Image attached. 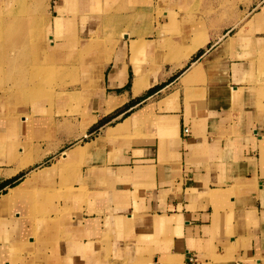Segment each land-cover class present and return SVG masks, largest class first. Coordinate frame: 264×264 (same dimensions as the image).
Segmentation results:
<instances>
[{
    "label": "crops",
    "instance_id": "crops-1",
    "mask_svg": "<svg viewBox=\"0 0 264 264\" xmlns=\"http://www.w3.org/2000/svg\"><path fill=\"white\" fill-rule=\"evenodd\" d=\"M194 2L58 0L47 45L84 60L88 111L82 84L22 113L0 92V264H264V0L235 34Z\"/></svg>",
    "mask_w": 264,
    "mask_h": 264
},
{
    "label": "rangeland",
    "instance_id": "rangeland-1",
    "mask_svg": "<svg viewBox=\"0 0 264 264\" xmlns=\"http://www.w3.org/2000/svg\"><path fill=\"white\" fill-rule=\"evenodd\" d=\"M237 2L239 0H195L193 5L188 6L189 8L183 7V10L188 12L191 18L208 22L209 27L213 24L219 31L227 28L230 30L236 26V30L232 33L235 34L246 26V21L250 20L254 13L258 12L256 10L249 19L240 23L241 12ZM57 7L58 0H0V92L7 95L5 101L10 113H22L31 108L32 111L33 108L36 111L37 105L35 104L38 101L50 104V109H53L56 102L67 103L72 94L69 92H76V89L79 92L81 84L82 92L72 94L73 96L80 95L74 100L77 108L73 109V112L84 115L88 111V88L86 86L88 79H85L84 74H74L69 68L75 61L79 65V62L82 63L84 60L69 59L67 48L60 47L53 51L47 45V28ZM101 12L93 9V12L91 10L89 14L101 16ZM157 12L160 16L163 11L159 9ZM250 31L247 33L257 34V32ZM176 34L180 33L176 32ZM257 36H264V34H257ZM177 37L182 44V35ZM198 38L200 37L196 38V42ZM96 45V49L100 50L101 44L98 42ZM172 46L167 45V48L162 51L167 52L173 59L177 58L178 52L170 50ZM64 106L67 107L68 104ZM64 106H61L62 109ZM79 151L81 155H84V149ZM79 151H77L78 154Z\"/></svg>",
    "mask_w": 264,
    "mask_h": 264
},
{
    "label": "bare ground",
    "instance_id": "bare-ground-1",
    "mask_svg": "<svg viewBox=\"0 0 264 264\" xmlns=\"http://www.w3.org/2000/svg\"><path fill=\"white\" fill-rule=\"evenodd\" d=\"M200 41H202V38L200 37V38H198L197 39V42H196V44L197 45H195V47L196 46H199V44H200ZM194 47V48H195ZM195 50V49H194ZM193 51V50H192ZM191 52V51H190ZM180 55V54H179ZM186 57H188L189 56V53L188 54H186L185 55ZM55 67V66H54ZM103 68V67H102ZM23 71V70H22ZM30 73V72H29ZM30 76V75H29ZM100 78V77H99ZM27 81H29V80H27ZM139 81V80H138ZM137 81V82H138ZM25 85V84H24ZM23 87H25V86H23ZM78 152H76V153H71V154H69L68 156H66V159H70L71 157H73L74 155H76ZM32 181L33 180H29V181H27L26 183H24L22 186H20V187H18V188H16L15 190H12L11 192H9V193H12V194H18V193H22V192H24V190L25 189H27L30 185H31V183H32ZM69 196V195H68ZM9 198V197H8ZM8 198H6L7 200H8ZM2 202V201H1ZM0 202V203H1ZM1 205V204H0Z\"/></svg>",
    "mask_w": 264,
    "mask_h": 264
},
{
    "label": "trees",
    "instance_id": "trees-1",
    "mask_svg": "<svg viewBox=\"0 0 264 264\" xmlns=\"http://www.w3.org/2000/svg\"><path fill=\"white\" fill-rule=\"evenodd\" d=\"M24 176H25V174H22L20 177H18V178H16V179H14V180H12L9 184H8V186H16L23 178H24ZM1 190V189H0Z\"/></svg>",
    "mask_w": 264,
    "mask_h": 264
},
{
    "label": "built area",
    "instance_id": "built-area-1",
    "mask_svg": "<svg viewBox=\"0 0 264 264\" xmlns=\"http://www.w3.org/2000/svg\"><path fill=\"white\" fill-rule=\"evenodd\" d=\"M185 133H186V135H189V130L186 129V130H185Z\"/></svg>",
    "mask_w": 264,
    "mask_h": 264
}]
</instances>
